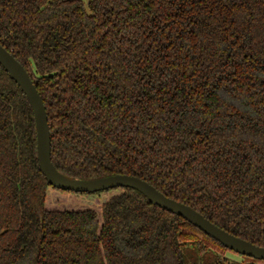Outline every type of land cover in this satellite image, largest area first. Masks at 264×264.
Wrapping results in <instances>:
<instances>
[{
    "label": "trees",
    "instance_id": "1",
    "mask_svg": "<svg viewBox=\"0 0 264 264\" xmlns=\"http://www.w3.org/2000/svg\"><path fill=\"white\" fill-rule=\"evenodd\" d=\"M87 1L0 0L55 168L135 175L264 247V0ZM227 250L134 188L48 183L0 64V264H241Z\"/></svg>",
    "mask_w": 264,
    "mask_h": 264
},
{
    "label": "water",
    "instance_id": "2",
    "mask_svg": "<svg viewBox=\"0 0 264 264\" xmlns=\"http://www.w3.org/2000/svg\"><path fill=\"white\" fill-rule=\"evenodd\" d=\"M84 11L91 15L87 0H80ZM0 64L19 86L32 109L35 129L37 161L48 183L56 188L79 192H93L107 188L124 186L138 190L152 203L178 215L217 240L224 247L244 256L264 260V247L229 233L217 226L193 207L170 198L147 181L131 174H110L97 178L80 179L60 173L51 161L50 131L42 97L25 67L0 44Z\"/></svg>",
    "mask_w": 264,
    "mask_h": 264
},
{
    "label": "rangeland",
    "instance_id": "3",
    "mask_svg": "<svg viewBox=\"0 0 264 264\" xmlns=\"http://www.w3.org/2000/svg\"><path fill=\"white\" fill-rule=\"evenodd\" d=\"M224 254L230 259L241 262V264H249V261L245 260L241 255H239L234 251L227 250ZM254 264H258V263H254Z\"/></svg>",
    "mask_w": 264,
    "mask_h": 264
},
{
    "label": "flooded vegetation",
    "instance_id": "4",
    "mask_svg": "<svg viewBox=\"0 0 264 264\" xmlns=\"http://www.w3.org/2000/svg\"><path fill=\"white\" fill-rule=\"evenodd\" d=\"M240 255V254H239ZM242 256V255H241Z\"/></svg>",
    "mask_w": 264,
    "mask_h": 264
}]
</instances>
